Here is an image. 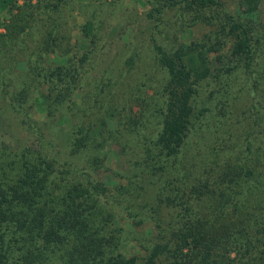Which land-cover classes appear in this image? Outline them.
I'll return each instance as SVG.
<instances>
[{"label": "trees", "instance_id": "obj_1", "mask_svg": "<svg viewBox=\"0 0 264 264\" xmlns=\"http://www.w3.org/2000/svg\"><path fill=\"white\" fill-rule=\"evenodd\" d=\"M60 2L49 1L46 7L56 9ZM212 2L186 0L190 24L205 23V17L191 11ZM224 16L203 40L180 38L173 49L155 43L158 61L168 73L157 90L159 100L142 102L145 117L157 116L153 135L145 137L143 153L134 161L143 163L146 177L123 182L125 173L113 168L112 179L103 180L94 174L105 153L95 150L92 156H97L90 158L84 152L90 141L108 145L113 136L102 127L107 119L120 120L127 109L126 103L110 102L116 98L110 91L98 106L103 117L86 119L88 104L100 99L106 81L91 82L87 89V71L80 66L37 67L34 73L42 75L39 80L47 87L37 91L36 100L43 101L45 92L47 101L40 119L28 115L33 123L25 121L35 126L39 145L22 147L12 177L0 167V264H232V251L246 255V264H264V140L256 144L247 136L235 160L218 155L210 163L189 167L192 117L196 114L201 122L203 110L216 104L213 99L202 109L194 106L215 72L210 54L220 47L235 59L243 56L244 73L251 83L258 82L259 73L251 65L253 27L227 12ZM206 22L213 23L210 18ZM84 27L93 33L92 21ZM14 43L22 44V39ZM86 56L84 52L82 59ZM236 64L216 67L214 77L227 72L228 79ZM21 85L12 96L19 107L29 93ZM219 89L211 86L209 98ZM58 115L69 126L61 127L62 141L56 143L51 140L56 132L47 135L44 127ZM168 174L173 177L166 178Z\"/></svg>", "mask_w": 264, "mask_h": 264}, {"label": "rangeland", "instance_id": "obj_2", "mask_svg": "<svg viewBox=\"0 0 264 264\" xmlns=\"http://www.w3.org/2000/svg\"><path fill=\"white\" fill-rule=\"evenodd\" d=\"M49 1L56 0H0V167L9 178L13 176L22 147L39 145L37 130L35 126H28L27 121H33L27 117H42L47 101L43 96L45 92L41 95L43 101L36 97L37 91H45L47 84H41L42 75L37 76L34 71L37 67L44 71L57 65L86 69L87 89L93 85L91 82L106 81L100 99H92L88 104L87 120L103 117L98 106L106 102L104 99L110 91L116 97L110 100L113 105L126 103L127 109L122 110L120 120L107 119L102 127L105 134L110 133L108 137L113 136L109 144L95 141V145L90 141L89 149L84 150L90 158L105 153L94 175L103 180L112 179V169L119 168L125 173L121 174L125 176L121 177L123 182L126 177H146L141 173L143 163L134 161L143 153L145 139L148 141L145 137L153 135L157 116L152 113L145 117L142 102L145 99L151 104L159 100L157 90L162 88L168 73L158 61L155 43L173 49L180 38L203 40L226 19L225 12L253 27L256 40L251 65L259 73L256 74L258 82L251 83L252 78L244 73L243 56L235 59L220 47L215 54H210V67L215 72L211 71L214 75L210 74L205 80V90L194 106L202 109L213 99L216 104H209L203 110V124L196 114L192 117L186 146L192 156L189 167L210 163L218 155L235 160L247 136L256 144L264 140V0H213L207 7H195L191 11L205 17L206 21L210 18L211 24L206 21L190 24L186 0H61L56 9L46 7ZM88 20L92 21L93 33L84 27ZM18 22H23L25 27ZM218 30L220 27L214 32ZM16 39H22V44L15 46ZM84 52L87 56L82 59ZM235 62L239 65L231 70L228 79L225 78L227 72L214 77L216 67L225 69ZM22 83L29 93L19 107L15 106L17 102H13L12 96L13 89H18ZM214 84L220 87L218 95L209 98ZM245 87L249 88L242 90ZM68 126L69 121L59 116L44 130L47 135L56 132L57 137L52 136L51 140L57 143L62 141L61 127ZM97 131L99 138L101 128L95 133ZM95 150L99 152L92 156ZM0 175L3 176L4 171ZM172 177L173 174H168L166 178ZM148 194L151 193L146 188L144 195ZM231 256L235 257L232 264H246L248 260L246 255L236 251H232ZM192 258L196 260L195 256Z\"/></svg>", "mask_w": 264, "mask_h": 264}]
</instances>
